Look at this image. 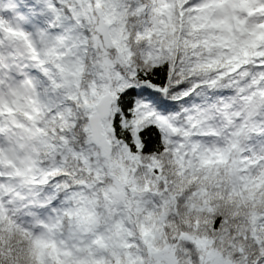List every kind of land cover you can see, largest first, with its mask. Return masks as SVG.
I'll return each mask as SVG.
<instances>
[{
  "label": "clouds",
  "instance_id": "1",
  "mask_svg": "<svg viewBox=\"0 0 264 264\" xmlns=\"http://www.w3.org/2000/svg\"><path fill=\"white\" fill-rule=\"evenodd\" d=\"M12 2L24 18L0 13L3 182L54 194L58 209L75 213L87 204L97 223L81 237L90 253L76 255L101 264H264V183L241 179L230 153L217 159L214 153L225 147L222 137L157 140L153 133L146 146L148 137L139 135L146 124H134L119 102L125 82L143 83L140 78L150 76L159 83L168 73L166 48L173 37L165 22L183 5L178 0H0V5ZM175 64L173 82L181 68L178 55ZM191 103L177 101V107ZM249 175L260 179L259 171ZM45 178L47 183H30ZM71 222L64 217L63 227L49 232L25 211H9L0 220V264H37L36 240L72 247ZM45 259L53 264L51 256Z\"/></svg>",
  "mask_w": 264,
  "mask_h": 264
},
{
  "label": "snow or ice",
  "instance_id": "2",
  "mask_svg": "<svg viewBox=\"0 0 264 264\" xmlns=\"http://www.w3.org/2000/svg\"><path fill=\"white\" fill-rule=\"evenodd\" d=\"M178 2L183 5L179 13L170 11L165 22L173 37L166 48L172 61L167 65L168 73L159 83L150 76H142L143 83L125 82L119 101L124 115L134 124H146L139 133L141 138L148 137L146 146L153 133L157 140L168 135L222 137L225 147L214 153L217 159L230 153L240 178L259 186L264 183V0ZM3 11H11L17 20L24 18L21 6L15 2L0 5V13ZM177 55L181 68L173 82ZM177 101L183 105L192 103L178 108ZM126 138L131 140L132 136ZM204 163L209 161L205 159ZM257 171L259 180L249 175ZM41 182L48 181L45 178L30 183ZM25 191L5 184L0 173V220L9 211H25L39 226L54 232L63 227L67 217L72 221L69 238L76 242L72 247L58 248L55 242L34 241L37 264H48L46 256L52 257L53 264H101L97 259L76 255L90 253L86 245L81 247V237L86 227L97 223L87 204L74 213L58 209L54 194L41 196ZM21 229L30 235L26 228ZM94 243L101 244L102 238Z\"/></svg>",
  "mask_w": 264,
  "mask_h": 264
}]
</instances>
